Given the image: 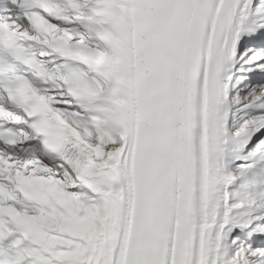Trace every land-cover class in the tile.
<instances>
[{"label":"snow or ice","instance_id":"obj_1","mask_svg":"<svg viewBox=\"0 0 264 264\" xmlns=\"http://www.w3.org/2000/svg\"><path fill=\"white\" fill-rule=\"evenodd\" d=\"M0 264H264V0H0Z\"/></svg>","mask_w":264,"mask_h":264}]
</instances>
